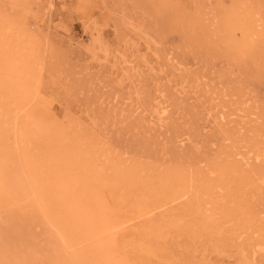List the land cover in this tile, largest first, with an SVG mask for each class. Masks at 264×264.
I'll return each instance as SVG.
<instances>
[{
	"label": "rangeland",
	"instance_id": "374dc122",
	"mask_svg": "<svg viewBox=\"0 0 264 264\" xmlns=\"http://www.w3.org/2000/svg\"><path fill=\"white\" fill-rule=\"evenodd\" d=\"M231 8L252 20L255 56L229 49ZM0 18L23 30L38 60L28 109L68 135L23 147L47 160L56 148L62 159L71 148L95 155L94 198L121 223L112 241L127 264H264V0H0ZM174 173L189 192L157 200ZM140 200L166 203L146 216ZM235 205L255 219L241 235L248 219L227 211ZM44 213L28 201L0 209V258L50 264L57 230Z\"/></svg>",
	"mask_w": 264,
	"mask_h": 264
},
{
	"label": "bare ground",
	"instance_id": "6f19581e",
	"mask_svg": "<svg viewBox=\"0 0 264 264\" xmlns=\"http://www.w3.org/2000/svg\"><path fill=\"white\" fill-rule=\"evenodd\" d=\"M243 10L244 9L240 12L237 8H231L226 11L227 15L224 21L228 22L226 25L227 30L231 29V34L229 33L231 38L227 40L228 47L237 55L245 53L250 56H255L256 45L254 40H252V34L255 29L252 20ZM163 13L166 14L165 10H159V14ZM145 15L148 16L149 13ZM45 17L46 16H44V18ZM130 26L129 22V27ZM131 28L133 29L132 26ZM134 29L131 31H135ZM236 29L244 30L246 35L244 40H235L234 30ZM143 35L145 36V34ZM194 38L195 37L191 39L193 40ZM30 45V40L24 35L23 30H18L14 21H10L7 18H0V209L3 207L13 208L22 201H28L33 204L34 207L39 206L43 209L45 218L49 223L51 222L57 230L56 233H53L56 241L51 243L55 246V249L54 252L49 255L50 264H127L128 260L121 255L118 247L112 241V233L117 225L119 227L121 223L116 224L117 221H113L111 216L109 214L107 215V210L104 208L103 202L98 198H94L95 195L99 194V187L102 184L99 178L102 173L97 171L94 166L95 162L93 158H95V155L88 154L87 152V155L83 157L79 152L77 153L76 148H71L66 151L67 154L65 159H62L61 156H58V149L56 148L54 150L56 151L54 154L55 156L47 160L41 157V154L33 152L32 149L29 151L23 147V143H26L28 139H66L68 136L62 128L50 126L41 114L30 112L31 110L28 109V105L31 103L33 96L37 94V86H39L37 85L38 81L35 74L38 60ZM131 50H133L132 47ZM87 51H89V48ZM91 53L94 55L92 51ZM111 53L112 51L110 54ZM139 60L141 62V59ZM39 61L41 60L39 59ZM42 64L40 62L41 67ZM164 71H166V69ZM38 72L40 71L38 70ZM144 75H142L143 78L145 77ZM76 94L74 96L79 97L76 96ZM206 104L209 105V102H206L205 105ZM154 111L156 112V110ZM167 111L168 109L166 106L163 104L162 106L160 105L159 113H161V115H164ZM210 111H212L211 108ZM213 113L212 111L211 114ZM223 113L225 114L226 112ZM86 117H88V114ZM93 117L94 116L91 118ZM215 117L216 116H214V118ZM78 119L79 118H77V120ZM92 121L94 120L92 119ZM8 130H11L15 134L16 143L13 146L6 141V139H8ZM30 146L29 144V147ZM61 152L64 153L65 150H61L58 153ZM237 153L235 152L233 155ZM220 170L221 168L214 167L212 172ZM167 181L164 189L168 190V192L157 200L172 199L174 201L184 198L189 192L186 190V175L183 176V174L174 173L167 178ZM222 184L224 183L220 180L215 186L222 188ZM191 187L190 185V188ZM205 192V194H207V191ZM110 198L112 197L110 196ZM165 203L152 204L149 201L140 200L138 204V213L146 216L147 214H151L152 216V213L164 206ZM229 207L230 206H227V211L235 209L238 215L242 213L238 217L240 220L243 217L248 219L245 220L246 222H241V224L235 228V234L241 235L243 233L241 231L247 228L245 224H247L250 219V221L255 220L254 216L248 212L244 214V211L239 213V209L236 205ZM146 216H144V218ZM12 218L13 211H10L6 220L9 226H11L13 222ZM169 229L171 230V228ZM256 245L253 244L251 246L255 247ZM70 249H73V252H70ZM242 252L243 254L246 253V247L242 249ZM28 260L30 259H25L23 256L7 258L6 261L0 258V264H31Z\"/></svg>",
	"mask_w": 264,
	"mask_h": 264
}]
</instances>
